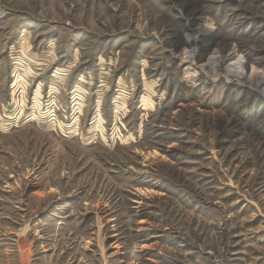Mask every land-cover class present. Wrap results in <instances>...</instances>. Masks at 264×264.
<instances>
[{"label":"rangeland","instance_id":"obj_1","mask_svg":"<svg viewBox=\"0 0 264 264\" xmlns=\"http://www.w3.org/2000/svg\"><path fill=\"white\" fill-rule=\"evenodd\" d=\"M0 264H264V0H0Z\"/></svg>","mask_w":264,"mask_h":264},{"label":"bare ground","instance_id":"obj_2","mask_svg":"<svg viewBox=\"0 0 264 264\" xmlns=\"http://www.w3.org/2000/svg\"><path fill=\"white\" fill-rule=\"evenodd\" d=\"M214 27L213 26H211V25H209L208 27H203V29L201 30V29H199L198 30V33L197 34H195V35H198V34H203L204 32H206V30H207V32L208 31H211L212 29H213ZM206 29V30H205ZM197 32V31H196ZM192 36H189L188 38L190 39ZM191 39H193V40H197L196 39V36H194L193 35V37L191 38ZM185 52V57L186 58H188V57H191V56H194V54L196 53V49H195V47H192V49H191V51L189 50V51H184ZM210 62V61H209ZM209 62H207L208 64H209ZM207 63H204V64H202V66L203 65H206ZM241 63H242V57L241 56H239L235 61H232L231 63H229V66H227V67H230V66H232V65H238V73H239V76H242L243 74H242V65H241ZM210 65V64H209ZM241 65V66H240ZM200 69H201V67H200V65L199 66H195V65H193V64H186L185 65V67L183 68V73H184V76L185 77H189L190 78V80H194L196 77H198L199 75H200ZM236 69V68H235ZM234 71V70H233ZM238 76V77H239ZM244 77V76H243Z\"/></svg>","mask_w":264,"mask_h":264}]
</instances>
